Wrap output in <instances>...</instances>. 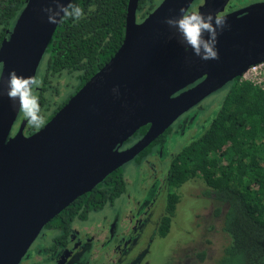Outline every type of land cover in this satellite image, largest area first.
Segmentation results:
<instances>
[{
	"label": "water",
	"instance_id": "95a60500",
	"mask_svg": "<svg viewBox=\"0 0 264 264\" xmlns=\"http://www.w3.org/2000/svg\"><path fill=\"white\" fill-rule=\"evenodd\" d=\"M73 0H60L67 5ZM205 0L199 12L220 10ZM194 0H161L138 21L139 0H128L124 38L114 55L40 129H12L20 113L7 96L9 72L36 75L59 24L27 0L0 43V264H18L42 227L80 195L131 161L183 113L264 61V4L225 15L218 60H202L164 19ZM207 37V34H205ZM118 87L119 94L113 92ZM146 132L120 149L140 127Z\"/></svg>",
	"mask_w": 264,
	"mask_h": 264
},
{
	"label": "trees",
	"instance_id": "16d2710c",
	"mask_svg": "<svg viewBox=\"0 0 264 264\" xmlns=\"http://www.w3.org/2000/svg\"><path fill=\"white\" fill-rule=\"evenodd\" d=\"M27 0H0V43L7 38ZM160 0H139L137 15L145 18ZM84 9L85 18L76 22L64 19L57 25L37 69L42 81L39 96L40 115L45 123L77 90L109 61L120 47L125 32L128 0H73ZM94 11L89 12V8ZM72 78L62 100H57L59 76ZM228 87L220 108L206 130L173 156L168 167V195L159 233L170 229L178 189L199 178L206 195L225 211L222 229L230 237L223 255L210 264H264V87L235 78ZM19 118H25L20 112ZM26 120V119H25ZM27 121V120H26ZM44 123V124H45ZM43 124V125H44ZM26 122L24 134L40 129ZM140 127L120 149L133 145L147 130ZM171 130L139 152L132 161L140 163ZM124 166L107 175L91 191L77 197L52 220L63 225L76 218H86L120 197L126 190ZM204 259L205 253H199Z\"/></svg>",
	"mask_w": 264,
	"mask_h": 264
},
{
	"label": "rangeland",
	"instance_id": "374dc122",
	"mask_svg": "<svg viewBox=\"0 0 264 264\" xmlns=\"http://www.w3.org/2000/svg\"><path fill=\"white\" fill-rule=\"evenodd\" d=\"M50 83L56 84V98L62 100L72 84V78L63 75L52 79ZM227 90L228 87L219 89L203 99L198 106L190 109L171 126L164 140L153 148L148 159L155 165L156 177H151V168L148 165L134 161L125 164L126 190L114 201L116 206L120 207L128 194H142V198L146 200L154 197L158 180L166 176L172 157L206 130L220 108ZM185 118L189 120L184 122ZM15 125L12 133L16 129ZM206 188L199 178L182 185L170 230L164 238L153 237L154 242L150 244L145 258L147 264H174L182 255L181 260H184L185 264H210L223 255L224 249L230 243V237L222 229L225 208L224 205L221 206L219 215L215 214L216 204L204 193ZM165 200L166 194H159L155 203L158 216L164 212ZM98 216L93 215V218ZM201 252L205 253L202 260L198 256Z\"/></svg>",
	"mask_w": 264,
	"mask_h": 264
},
{
	"label": "flooded vegetation",
	"instance_id": "af4514ba",
	"mask_svg": "<svg viewBox=\"0 0 264 264\" xmlns=\"http://www.w3.org/2000/svg\"><path fill=\"white\" fill-rule=\"evenodd\" d=\"M204 1L194 0L188 12L197 11ZM257 4H264V0H217L215 2L220 10L219 13L223 15ZM137 17L140 16L137 15ZM9 32L10 30L7 31V37ZM42 89L41 86L34 88V91L39 93ZM24 119L17 117L13 134ZM188 120L185 118L184 122ZM148 157L138 164L148 165L151 168L150 175L154 178L157 176V170ZM158 181L159 184L151 200L143 199L142 194H128L125 195V200L120 207L114 204V200L108 206L90 213L86 218H76L63 225L47 222L18 264H147L145 258L150 244L154 242L153 237L164 238L170 230L164 236L159 233L161 221L165 215L166 200L164 212H161L160 216L155 212V203L159 194L165 193L167 199L168 169L166 176ZM96 214L99 216L93 218ZM181 258L183 255L178 257L174 264H185Z\"/></svg>",
	"mask_w": 264,
	"mask_h": 264
},
{
	"label": "clouds",
	"instance_id": "9594fccd",
	"mask_svg": "<svg viewBox=\"0 0 264 264\" xmlns=\"http://www.w3.org/2000/svg\"><path fill=\"white\" fill-rule=\"evenodd\" d=\"M56 5L53 7L43 8L42 11L47 13V20L51 24H56L64 19H72L76 22L85 18V12L78 4L69 2L64 5L60 0H52ZM94 7L89 8V12L94 11ZM181 15L178 17L169 16L164 19L170 28L181 37V42L185 44V50L190 47L193 53L202 60H218L219 52L216 47L218 35L229 27L227 17L220 13L213 14L211 11L205 13L199 11H185L180 9ZM207 34V37L206 35ZM3 77L0 76V81ZM42 86V81L34 76L18 75L13 69L9 72L7 80V96L15 104L19 101V111L27 122L33 127H42L45 123L40 115L39 96L34 94V88ZM113 92L119 94L118 87L113 88ZM4 95L0 91V96Z\"/></svg>",
	"mask_w": 264,
	"mask_h": 264
},
{
	"label": "built area",
	"instance_id": "2783aa9c",
	"mask_svg": "<svg viewBox=\"0 0 264 264\" xmlns=\"http://www.w3.org/2000/svg\"><path fill=\"white\" fill-rule=\"evenodd\" d=\"M238 78L240 81H248L261 88L264 87V61L250 66Z\"/></svg>",
	"mask_w": 264,
	"mask_h": 264
}]
</instances>
